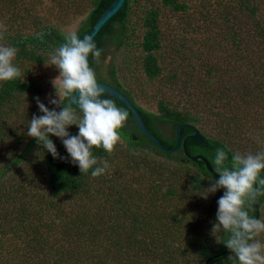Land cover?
<instances>
[{"label":"trees","instance_id":"1","mask_svg":"<svg viewBox=\"0 0 264 264\" xmlns=\"http://www.w3.org/2000/svg\"><path fill=\"white\" fill-rule=\"evenodd\" d=\"M70 1L65 0L67 4ZM86 1L89 10L83 9ZM112 1L81 0L78 6L87 14L76 31L79 38L86 35ZM226 1L220 0L218 3V15L204 12L197 16L203 22L206 33V37L200 39L202 44L225 49L227 67L220 74L224 82L220 83L219 95L211 91V85L205 87L204 80L199 78L192 81L190 70L182 67L181 61L187 57L184 54V37H180L175 46L165 43L166 35L160 27L161 6L185 13L187 6L182 1L126 0L124 6L97 33L94 41L104 54L108 43L120 44L128 34L134 33L135 23L139 21V45L143 52L139 61L148 80L151 82L164 75L169 79L176 78L185 72V77L180 81L189 94L196 95L197 101L213 99L203 109V112L210 111L204 116L210 120L205 119L202 113L190 108L179 109L164 99L158 101L157 113L144 108L130 89L118 81L114 68H110L111 79L107 82L135 105L147 129L162 145L173 147L175 127L191 124L203 135V141L187 140V151L192 155L202 154L211 163L216 149L223 148L228 153L227 166L231 167L232 156L237 152L255 155L264 151V138L260 141L262 147L256 150L254 142L250 140L253 138L239 130L241 115L236 111L237 106L243 103H248L259 112L264 111V0H230L232 4ZM33 7L31 1L24 4L19 0H0V19L6 18V31L0 45L18 49L13 63L22 70L21 77L0 81V264H129L139 256L141 250H147L151 257L165 262L182 259L191 264L194 262V258H188L191 252L204 259L203 264H239L234 253L223 243L227 238L223 230L216 233L219 243L211 240L201 230L196 231L198 225L183 218L175 205L184 195L202 193L216 178L201 160L193 161L183 156L182 150H179L180 154L167 153L143 133L138 131L135 134L131 112L120 100L107 94L101 97L114 101L117 107L127 111L125 126L119 130L125 145L119 142L111 153L103 147L94 146L91 151L98 158V165L93 166L87 174H82L79 165L71 162L72 158L60 137L49 134L60 157L67 159L53 157L38 143L37 138L27 135L28 118L24 122L25 127L16 130L17 126L14 127L10 118L13 113L20 114L17 105L21 98L28 92L39 91L34 81L26 78L28 68L24 67L22 60L42 62L45 55L41 52L51 53L65 43V35L35 15ZM68 10L71 11V8ZM239 13L243 17L240 18ZM28 19L30 23H26ZM181 19L185 27L195 31L197 26L192 27L191 23H187L185 16H181ZM22 26H29L32 32H23ZM175 58L179 63L178 71L175 67H168L172 66L171 61ZM89 65L95 68V59L91 55ZM124 66L130 68V63ZM215 67H218L216 63L207 67V74L215 73ZM231 67L232 73L236 69L235 77L240 76L236 80L231 73L227 75L226 70ZM98 78L104 76L100 73ZM222 96L227 98L225 102ZM229 96L235 102L229 101ZM36 97L39 96L30 95V99L37 104ZM64 102L69 103L68 98ZM73 109L82 115L80 109ZM55 110L60 111L61 107ZM211 113L214 114L213 122L209 117ZM29 115H43L38 104ZM207 121H210L208 128ZM159 122L171 125L172 137L162 135L158 129ZM68 131L71 135H77L78 125H71ZM191 132L188 128H181L183 137ZM134 134L136 139L132 138ZM8 148V153L1 152ZM132 149L142 153L136 157ZM102 159H106L110 167L99 177H91V171L96 166H102L99 164ZM14 167L17 168L15 173L22 169L23 178L12 181L13 177L9 174L13 175ZM38 177L43 178V182ZM260 178H264V170ZM129 183H132L131 187ZM224 192L225 189L221 188L209 194V204L199 206L198 211L197 206H191L197 218L206 223L204 227L207 231L217 223L218 200ZM84 193L92 196L73 204L72 208L75 209L71 216L64 214L59 200L71 194ZM94 198L102 201V204L93 206ZM263 205L264 196H260L250 215L256 218L257 214V219H262ZM182 222L185 226H181ZM194 229L195 233L192 234ZM188 230L191 235L184 238L185 243L180 247L179 242ZM125 245L129 246V252H126Z\"/></svg>","mask_w":264,"mask_h":264},{"label":"rangeland","instance_id":"2","mask_svg":"<svg viewBox=\"0 0 264 264\" xmlns=\"http://www.w3.org/2000/svg\"><path fill=\"white\" fill-rule=\"evenodd\" d=\"M33 3V11L35 15L43 18L45 21H48L52 26L56 27L63 35H67L70 32H76L79 25L85 20L87 11L83 9L89 10L88 1L85 2V8L81 9L80 2L81 0H71L68 4L65 0H19V2H23L24 4L30 2ZM185 3L186 11L176 12L171 10L168 7L161 6L160 13V27L163 29V34L166 35L165 43L169 45L177 44L176 41H179L180 37H184V43L186 44V48L184 50V54H187V57L184 58L181 63L182 67L187 71L190 70L191 80L199 79L204 80L205 87L211 85V91L214 94H220V83L224 82L220 77L227 67V57L225 53V49L222 47H208L207 44H202L200 39L206 37V33L204 27L202 26L203 22L197 17L198 14L209 12L218 15V10L220 9V5L218 4L220 0H179ZM228 4L230 0H227ZM226 1V2H227ZM225 2V3H226ZM66 4V5H65ZM232 4V3H230ZM71 8V11L68 9ZM68 10L69 13H65ZM78 10H83L78 12ZM181 16H185L186 22L191 23L192 27L197 26L194 30L191 28H187L183 25V21ZM241 18L243 15L241 13L238 14ZM134 18V17H133ZM20 22V21H19ZM26 23H30L29 19ZM6 18L0 19V25L5 27ZM23 32L29 33L32 32V29H29V26L21 27ZM141 35V26L139 25V21L135 23L134 33L128 34L127 37L120 44H111L108 43L105 47L104 54H101L99 61L95 60V72L96 74H102L107 79H111L109 75L110 68H114L116 70V76L118 81L123 84L126 88H129L136 101L143 106L144 108L157 113V103L160 99L168 100L172 104H175L179 107V109H187L190 108L192 111L196 113H202L203 117L207 116L210 111L203 112V109L206 108L210 101L213 99L208 98L206 101L201 99L200 101L196 100V95L192 96L189 94V91L180 80H183L185 77V72H181L176 78L170 77V79L164 75L160 76L153 81H149L146 77L145 73L142 71L140 67L139 57L143 56V52L141 51L139 45V39ZM1 41V40H0ZM45 59L42 62H37L34 60H22L24 61V67L28 68L26 73V78L32 79L35 83L38 92L32 91L26 93L22 98L20 103L17 105L18 111L20 114L13 113L10 121L14 123V127L16 130L21 126L25 127L24 122L28 120L30 121L32 116L29 114L33 107L37 105L30 99V95L39 96L45 105L49 107V109L58 108L56 105L49 103L50 98H58L56 96V88L52 84L53 79L59 76V69L54 65L46 66L45 62H51V54L54 53H44ZM166 56H170L167 54ZM180 60V59H179ZM172 66L168 65V67H175L174 69L178 71V62L177 58L171 61ZM175 62V64H174ZM218 67L213 68L215 73L207 74L206 68L210 65L215 64ZM130 63V68L124 66V64ZM217 69V70H216ZM227 75L231 73V76L235 77L236 69L232 73V67L226 70ZM179 73V72H178ZM205 77V78H203ZM237 77H240L237 75ZM235 77V80L237 79ZM230 84V82L228 81ZM198 97V96H197ZM227 97V96H226ZM229 101H231V97L229 96ZM227 99V98H226ZM225 96H222V100L226 101ZM231 102H235L232 99ZM197 105V107H196ZM239 104L236 108V111L241 115L240 116V125L241 129H239L242 133L248 134L251 136L250 139L254 142V148L257 150L258 147H262L260 145V141L264 138V111L259 112L255 107H251L248 103H243L240 109ZM76 112V111H75ZM77 113V112H76ZM78 115V114H77ZM82 116V115H78ZM212 122L214 119V114H210ZM205 119H208L204 117ZM238 121L239 118L237 117ZM210 120V119H208ZM210 121H207L206 127L208 128V124ZM158 129L161 131L164 137L170 138L173 136V130L171 125L166 122H159ZM236 138L235 140H237ZM120 143L124 146L125 143L121 138ZM10 151L8 149H2L1 152L6 154ZM132 152L135 153L136 157H139V154L142 152L140 150L132 149ZM2 159V158H1ZM6 163H9L6 161ZM171 166V165H169ZM14 173L12 176V181L15 179H21L24 176L22 175V169L20 172L15 173L16 167L13 168ZM40 181L43 182V178L38 177ZM15 183V182H14ZM132 183L128 185L131 187ZM71 194L70 197H63L59 201H61L63 213L66 215H72L75 208H72V205H76L78 202H83L87 196H92V194ZM96 195V194H95ZM94 195V196H95ZM98 198V197H97ZM97 198L93 200V206L98 204H102V201H96ZM210 198L207 199L202 198L199 193L194 195H189L182 197L180 200L176 201V207L178 206V211L183 218H187L191 222L193 221L198 225L196 231L201 230L202 234H207L209 237L217 240L216 236L219 238V235L212 234V230L207 231V228L204 227L206 225L201 219L197 218L196 211H198L204 204L208 205ZM86 206V205H85ZM84 206V207H85ZM191 206H197L196 211H191ZM264 209V205H263ZM77 212V209H76ZM262 219H264V212ZM181 226H185V223L182 222ZM204 227V231L203 228ZM195 233V229L192 230V234ZM191 232L188 230L184 233V237L182 241L179 242V246L183 247V243H185L186 237H189ZM185 238V239H184ZM256 239L260 240L261 243H264V233H261ZM177 246V244H175ZM126 252L130 251L129 246H124ZM121 250V249H120ZM133 250H131L130 254ZM188 258L193 260L194 262L191 264H203L204 259L198 258L195 253H188ZM177 258H174L176 260ZM178 262H173L172 260L169 262H165L157 257L153 258L146 251L141 250L139 256L134 257L129 264H188L189 261H184L182 259H178ZM164 262V263H163Z\"/></svg>","mask_w":264,"mask_h":264},{"label":"clouds","instance_id":"3","mask_svg":"<svg viewBox=\"0 0 264 264\" xmlns=\"http://www.w3.org/2000/svg\"><path fill=\"white\" fill-rule=\"evenodd\" d=\"M6 28L0 25V40L4 38ZM18 49L14 46L0 45V81L12 80L22 76V70L13 61ZM102 54L90 35L83 39L76 32L65 35V43L51 54V62L59 69V76L53 79L58 98H50L49 103L61 107L60 111L49 109L39 97L36 102L43 115L33 116L27 128V135L37 138L44 149L53 157H60L56 145L49 134L60 137L71 162L78 164L82 174H87L98 165V158L92 154V148L103 147L108 153L113 152L120 142L119 130L125 126L128 118L126 110L116 106L110 99H101L105 94L97 80V74L89 65V55L97 62ZM78 95L74 96V93ZM65 98L69 103L65 104ZM78 105L82 116H78L72 105ZM78 125L77 135H71L68 128ZM228 153L223 148L216 149L211 160L219 179L211 182L199 195L207 199L209 194L218 189H225L218 200L217 223L212 234L223 230L227 238L223 241L234 253L239 264H264V243L256 239L264 233V219H257L250 212L258 197L264 196V151L255 155L235 153L231 167L227 166ZM102 166L91 171V177L104 174L110 167L106 159L99 160ZM256 185H259L257 187ZM217 242L220 240L216 236ZM233 257V256H232ZM231 257V258H232Z\"/></svg>","mask_w":264,"mask_h":264},{"label":"water","instance_id":"4","mask_svg":"<svg viewBox=\"0 0 264 264\" xmlns=\"http://www.w3.org/2000/svg\"><path fill=\"white\" fill-rule=\"evenodd\" d=\"M126 0H113L101 13L99 18L96 20V22L93 24V26L90 28V30L86 33L85 36L90 35L93 38L97 35V33L102 29V27L106 24V22L115 15L125 4ZM84 36V37H85ZM83 37V38H84ZM82 38V39H83ZM89 59V57H88ZM99 85L104 88L105 94L110 95L118 100H120L131 112L132 119L137 126V128L145 134L158 148L161 150L167 152V153H173L177 150L181 149L185 156H187L189 159L193 161L201 160L206 169L212 176H214L216 179H219V174L215 172V169L211 165L210 161L202 154H190L187 151V140H198L203 141V135L200 133V131L191 124H179L175 127V145L173 147H165L162 145L160 140L152 133L150 132L147 127L145 126V123L138 111V109L135 107V105L116 87L105 83L98 81ZM78 95L77 93H74V96ZM69 101V99H68ZM75 108H78V105H72ZM79 109V108H78ZM181 128H188L192 130V134H188L186 136H182L181 134ZM133 139H136V136H132ZM257 186V185H256ZM257 207V206H256ZM257 218V214H256Z\"/></svg>","mask_w":264,"mask_h":264},{"label":"flooded vegetation","instance_id":"5","mask_svg":"<svg viewBox=\"0 0 264 264\" xmlns=\"http://www.w3.org/2000/svg\"><path fill=\"white\" fill-rule=\"evenodd\" d=\"M97 80H98V81H101V82L108 83L107 80H109V79H107V78L104 77V78H98ZM108 84H109V83H108ZM110 85H111V84H110ZM131 121L133 122L132 124H134V125H133L134 127H132V128L135 129L134 133L136 134V133H138V131L141 132V131L137 128V126L135 125L133 119H132ZM141 133H142V132H141ZM135 134H134L133 136H136ZM189 134H192V132L189 133ZM144 135H145V134H144ZM187 135H188V134H187ZM145 148H146V147H145ZM150 150H151L152 152L154 151L153 149H150ZM179 150H181V149H179ZM179 150L176 151L178 154H180ZM183 156H185L184 153H183ZM186 157H187V156H186ZM187 158H188V157H187ZM181 160H184V158H181Z\"/></svg>","mask_w":264,"mask_h":264}]
</instances>
